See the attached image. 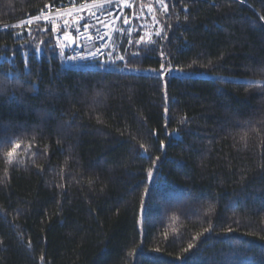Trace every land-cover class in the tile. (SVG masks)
Segmentation results:
<instances>
[{
    "label": "trees",
    "instance_id": "1",
    "mask_svg": "<svg viewBox=\"0 0 264 264\" xmlns=\"http://www.w3.org/2000/svg\"><path fill=\"white\" fill-rule=\"evenodd\" d=\"M55 1L0 0V264H264V0H136L72 67L11 26Z\"/></svg>",
    "mask_w": 264,
    "mask_h": 264
},
{
    "label": "built area",
    "instance_id": "2",
    "mask_svg": "<svg viewBox=\"0 0 264 264\" xmlns=\"http://www.w3.org/2000/svg\"><path fill=\"white\" fill-rule=\"evenodd\" d=\"M123 2L124 0L100 1L73 10L68 1L59 0L46 4L37 16L40 17L38 21L41 20L50 26L57 25L62 29L59 44L63 50L62 57L66 66L97 62L109 64L108 52L128 10V5L122 6ZM72 13L78 15L71 17ZM35 17L29 19L35 21ZM61 17L63 19L58 25ZM65 33L71 37V40L65 39Z\"/></svg>",
    "mask_w": 264,
    "mask_h": 264
},
{
    "label": "snow or ice",
    "instance_id": "3",
    "mask_svg": "<svg viewBox=\"0 0 264 264\" xmlns=\"http://www.w3.org/2000/svg\"><path fill=\"white\" fill-rule=\"evenodd\" d=\"M159 2L162 4L163 10L166 12V11H167V5L163 4V0H159ZM128 6L131 7V5H128ZM35 19H36V20H39L40 17L37 16V17H35ZM155 19H156L155 16H153V20H154V21H155ZM262 19H264V17H262ZM31 23H32V20H31V19L22 22V24H28V25H31ZM124 23H125V24H128L129 21H128L127 19H125V20H124ZM20 26H22V25H21V24H15V25H12L13 28L20 27ZM53 30L55 31V28H54ZM160 34H161V31L158 30V31L156 32V35L159 36ZM65 39H67V40H71V37H69L68 34L65 33ZM141 40L143 41V40H144V37H141ZM145 42H146V43H154V41H152L150 37H149V39H148L147 41H145ZM37 51H39V49H37ZM93 55H95V53H93ZM134 55H136V53H134ZM71 59H74V57H71ZM81 59H83V57H81ZM119 59L123 60L124 57H119ZM163 67H164V66L161 65V68H162V69H163ZM248 83H249L250 85H252V86H264V82H261V81H249ZM165 111L167 112V109H165ZM184 122H185V120L182 119V120H181V123H184ZM246 137H247V134H246V133H245L243 136H241V141L244 142L245 146H246ZM19 147H20V144L17 142V143L15 144V147H13V149L7 153V157H8V159L6 160V163H7V164H12V163H13V160H14V154L16 153V149H18ZM141 147H142V148H145V146H144L143 144H141ZM145 151H147L146 148H145ZM157 159H159V157H157ZM148 176H149V179L152 178V171H151V170L148 172ZM229 230H231V229H229ZM191 247H192V245H189V248H191Z\"/></svg>",
    "mask_w": 264,
    "mask_h": 264
},
{
    "label": "rangeland",
    "instance_id": "4",
    "mask_svg": "<svg viewBox=\"0 0 264 264\" xmlns=\"http://www.w3.org/2000/svg\"><path fill=\"white\" fill-rule=\"evenodd\" d=\"M135 1L136 0H124V2H123V4H122V6H125V5H131V7H127L128 9H132L133 8V6H134V3H135ZM107 2V1H106ZM109 3V2H108ZM73 8V10L74 9H76L77 7H72ZM78 14L77 13H72L70 16L71 17H75V16H77ZM126 17V16H125ZM139 18V16H136V15H134V16H132V18L130 19V21H129V23L133 20V19H138ZM62 19H63V17H61L60 19H59V21H58V25L61 23V21H62ZM24 21H27V20H24ZM23 21V22H24ZM22 22V21H21ZM21 22H18V23H14V24H12V25H15V24H21L22 26H20V27H17V28H19V29H22V30H27L29 27H31L33 24H39V23H42V24H44V25H47V24H45L43 21H38V20H32V23H31V25H28V24H22ZM129 23L128 24H125V27H126V29H125V32H126V36L129 38V36H128V33L129 32H131V30H132V28H133V26H132V24H131V27L129 28ZM11 25V26H12ZM138 26H140V28L141 27H143V25H138ZM52 28H55V30L57 31V30H61V32H62V29H60L57 25L56 26H51ZM142 33V37H144V40H146V39H149V37H151V34H149L148 33V31L146 30V31H142L141 32ZM61 35V34H60ZM59 35V36H60ZM59 36H57V40H56V46H58V48L63 52V50H62V48H61V46H60V41H59ZM179 76H187V75H191V76H201V77H208V76H210V77H212L211 75H208V74H190V73H187V74H185V73H179L178 74Z\"/></svg>",
    "mask_w": 264,
    "mask_h": 264
},
{
    "label": "water",
    "instance_id": "5",
    "mask_svg": "<svg viewBox=\"0 0 264 264\" xmlns=\"http://www.w3.org/2000/svg\"><path fill=\"white\" fill-rule=\"evenodd\" d=\"M167 73H168V72H167ZM167 73H166V74H167Z\"/></svg>",
    "mask_w": 264,
    "mask_h": 264
}]
</instances>
